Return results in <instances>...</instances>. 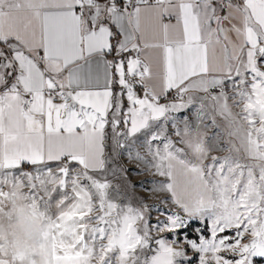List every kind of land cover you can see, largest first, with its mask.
Here are the masks:
<instances>
[{"label":"snow or ice","instance_id":"1","mask_svg":"<svg viewBox=\"0 0 264 264\" xmlns=\"http://www.w3.org/2000/svg\"><path fill=\"white\" fill-rule=\"evenodd\" d=\"M194 258L264 259V0H0V264Z\"/></svg>","mask_w":264,"mask_h":264},{"label":"rangeland","instance_id":"2","mask_svg":"<svg viewBox=\"0 0 264 264\" xmlns=\"http://www.w3.org/2000/svg\"><path fill=\"white\" fill-rule=\"evenodd\" d=\"M221 155H223V153H221ZM129 171H128V180L130 181L131 185H135V189L134 192L136 193L137 199H139V197L143 196L144 197V202L149 204V205H154L155 207L150 209V216H151V220L152 222H155V220L159 217V219L163 220L164 217L160 216L159 211H157V208L159 209H163L164 206L160 205L159 201L156 200L155 198L152 199H148V195L149 193L145 191V189H151L153 187V185L150 183L152 180H154L155 178L152 177L150 174L147 173H143L141 172L140 174H137V172L139 171V166L135 165V164H131L129 163L127 165ZM129 191H133L132 188H129ZM130 202L133 203L134 205H137V200H133L131 198ZM199 226L202 229H204L203 234L207 237L209 235L207 229L204 228V225H199L198 222H193L192 226L186 230H183L187 236L189 238H196V232L194 231V229ZM169 236V239H171V234H167ZM198 242V241H197ZM193 252L191 250H189V256H193ZM230 255V254H229ZM192 264H198V260L197 259H193L192 260ZM254 264H264V259L262 258H255L254 259Z\"/></svg>","mask_w":264,"mask_h":264}]
</instances>
